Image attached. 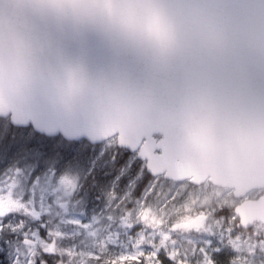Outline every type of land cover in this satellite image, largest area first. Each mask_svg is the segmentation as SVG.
Returning a JSON list of instances; mask_svg holds the SVG:
<instances>
[{"label": "water", "instance_id": "1", "mask_svg": "<svg viewBox=\"0 0 264 264\" xmlns=\"http://www.w3.org/2000/svg\"><path fill=\"white\" fill-rule=\"evenodd\" d=\"M0 117L115 137L264 224V0H0Z\"/></svg>", "mask_w": 264, "mask_h": 264}, {"label": "rangeland", "instance_id": "2", "mask_svg": "<svg viewBox=\"0 0 264 264\" xmlns=\"http://www.w3.org/2000/svg\"><path fill=\"white\" fill-rule=\"evenodd\" d=\"M113 142L115 138L108 139L102 147ZM148 178L140 199L134 201L132 207L125 209L123 206L128 192H124L116 203L112 202L113 194L109 193L106 211L97 212L94 216L90 214V224L82 225L85 231L73 235L70 223L78 221L72 218L83 213L81 203L69 199L76 187L75 177L65 174L55 184H50L49 173L48 179L43 185H38L37 190L42 199L52 197L51 205L46 202L41 211L50 213L49 222L53 226L52 236L56 248H53L52 243H39L46 252H57L54 264H159L155 257L157 251L163 259H170L175 264H214L209 252L216 248L219 249V255L215 257V264H264V224L254 222L246 229L239 226L233 210L239 199L232 195L231 189L215 186L208 181L192 185L162 176ZM167 181L169 195L162 201L146 203L145 198L150 190ZM14 183L15 178L10 182L9 189ZM251 194L254 196L257 193ZM171 200L173 208L170 206L169 209L179 212L174 216H161L163 204ZM21 207L23 205L7 196L0 197V215ZM24 211L33 216L39 215L30 208ZM198 217L203 220L202 226L192 227L191 220ZM129 229H133L131 235ZM210 240L213 248L205 251L209 248ZM33 242L32 246L24 242L27 250H21L19 254L31 256L38 241ZM140 246L152 250L140 260H137V256L141 255L139 252L136 256L119 254L120 247Z\"/></svg>", "mask_w": 264, "mask_h": 264}, {"label": "snow or ice", "instance_id": "3", "mask_svg": "<svg viewBox=\"0 0 264 264\" xmlns=\"http://www.w3.org/2000/svg\"><path fill=\"white\" fill-rule=\"evenodd\" d=\"M51 127L46 122L20 124L0 117V197L7 196L23 205L0 215V264H51L56 258L55 250L46 252L39 243H52L56 248L50 213L41 211L46 202L51 205L52 197L42 199L37 190V186L48 179L49 173L50 184H55L65 174L75 177L76 187L69 199L78 200L83 213L72 218L78 221L70 223L73 235L85 231L82 225L90 224L91 216L106 211L109 193L113 194L112 202L116 203L124 192H128L123 206L125 209L132 207L145 188V178L152 175L145 160L136 155L138 148L118 143L102 147L103 140L90 141L83 134L65 135L59 128L49 130ZM14 178L15 183L9 189ZM26 208L39 215H30L24 211ZM132 231L129 229V235ZM25 240L38 241L31 256L19 254L21 250H27ZM211 248L213 242L210 240L205 251ZM151 251L150 247H120L119 254L136 256L139 252L141 255L137 260H140ZM217 255L218 248L209 252L214 264ZM155 257L161 259V253L157 251Z\"/></svg>", "mask_w": 264, "mask_h": 264}, {"label": "trees", "instance_id": "4", "mask_svg": "<svg viewBox=\"0 0 264 264\" xmlns=\"http://www.w3.org/2000/svg\"><path fill=\"white\" fill-rule=\"evenodd\" d=\"M112 144H116V142H113ZM146 179L147 180L149 179L148 176L145 178V181H144L145 187L147 186V180ZM166 183H169V181L165 182L160 187L155 185V188L153 189V192L150 193V195H148V194L146 195L145 202L147 203L150 198H152L153 201H156V202L157 201H162L163 199H165L170 193V191L167 189V184ZM254 192L256 193V191H254ZM142 193H143V191H142ZM177 202L178 201H175L174 203H177ZM168 204L170 205V202ZM171 208H173V207L171 206ZM170 210L172 211V209H170ZM160 213H161V216L165 215L163 212H160ZM171 216H174V215L172 214ZM62 244L67 245L64 242H62ZM56 260H57L56 258L54 260H52L51 264H54L56 262Z\"/></svg>", "mask_w": 264, "mask_h": 264}, {"label": "flooded vegetation", "instance_id": "5", "mask_svg": "<svg viewBox=\"0 0 264 264\" xmlns=\"http://www.w3.org/2000/svg\"><path fill=\"white\" fill-rule=\"evenodd\" d=\"M183 182H188L187 180L186 181H183ZM153 189L154 188H152L151 190H150V192L148 193V195H150V193H152L153 192ZM174 200V199H173ZM173 200H171V201H167V202H165L164 204H163V208H161L160 209V212H163L164 214H166V215H174V214H176V213H178L179 211H171L170 209H169V207H170V205L172 206V202H173ZM154 201H153V199L152 198H150L149 200H148V204H150V203H153ZM170 202V205L168 204ZM234 208V207H233ZM199 219H200V225L198 226V227H196V228H200L201 226H202V224H203V220H202V218H200V217H198ZM25 243H27V244H29L30 246H32V245H34V242L33 241H31V240H25L24 241ZM158 262H159V264L161 263V264H167V263H170V264H175L174 263V261H170V259H163V258H161V259H159L158 260Z\"/></svg>", "mask_w": 264, "mask_h": 264}]
</instances>
